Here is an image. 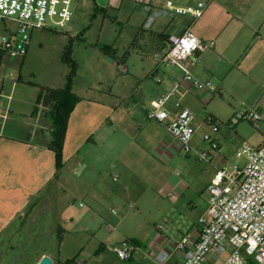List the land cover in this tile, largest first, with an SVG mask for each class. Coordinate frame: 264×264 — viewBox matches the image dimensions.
I'll return each instance as SVG.
<instances>
[{
    "label": "crops",
    "instance_id": "crops-1",
    "mask_svg": "<svg viewBox=\"0 0 264 264\" xmlns=\"http://www.w3.org/2000/svg\"><path fill=\"white\" fill-rule=\"evenodd\" d=\"M92 1L96 9L113 22L121 15L136 39H158L162 43L158 51L152 53L156 65L146 76L150 79V87L146 96H140L141 107L137 111V120L141 122L138 127L152 128L146 137L151 144L153 161L160 168L159 194L168 198L167 191L173 190L175 198L172 201L176 202L180 197L201 193L198 182L208 190L218 169L235 164L232 163L238 159L235 152L245 141L240 125H234L238 108L252 107L264 118V0H171L176 6H195L204 2L206 10L198 19L169 14L166 6L169 0ZM155 11L161 14L154 18L150 28H146V20ZM186 31H192L202 42L199 51L189 60L193 63V75L202 82H210L214 90H196L183 81L179 67L168 65L162 59L168 49L169 37ZM211 42L214 47L209 46ZM11 59L7 57L0 62V264H6L10 259V249L24 231L30 213L46 201H57L64 187L59 176L66 166L75 159L87 162L86 154L94 151L101 142L109 143L110 138L115 137L116 121H123L121 89L111 88L105 92L92 84L88 93L78 95L73 88L79 100L67 125L63 168L57 172L55 153L47 147L52 121L49 111L39 103L42 87L22 76L9 80L5 73ZM126 60L116 59V67L122 72L127 70L124 67ZM135 79L142 85L141 78ZM175 87L176 95L166 104L170 118L178 111L177 101L195 112L196 133L192 146L208 152L209 162L200 161L193 152H184L166 125L149 118L151 102ZM262 122L264 124V119ZM212 124L219 125L217 133L212 132ZM258 131L263 139L254 146L264 142V125L259 126ZM208 133L218 141V150H212L204 141V135ZM238 160L245 164L243 159ZM48 230L42 224L36 231L41 235ZM133 244L135 251L127 262L116 256L115 244L102 241L91 249L79 245L69 255L48 254L61 262L73 260L83 264H157L167 257L166 264L181 263L180 254L173 250L175 242L169 238L159 236L148 244L139 240Z\"/></svg>",
    "mask_w": 264,
    "mask_h": 264
},
{
    "label": "rangeland",
    "instance_id": "rangeland-1",
    "mask_svg": "<svg viewBox=\"0 0 264 264\" xmlns=\"http://www.w3.org/2000/svg\"><path fill=\"white\" fill-rule=\"evenodd\" d=\"M73 8L76 12L66 30L35 31L29 55L25 60L12 58L5 74L9 80L22 76L42 88H65L72 67L65 62L64 51L71 46L72 58L78 65L73 76L74 92L84 95L92 84L105 92L121 89L123 121H116L115 137L109 143L101 142L86 154L87 162L75 159L66 166L59 176L64 187L57 201H46L30 213L18 246L6 264H29L30 255L27 256L23 245L34 235L30 243L32 253L42 249L57 255H69L79 245L91 249L99 241L115 246L135 240L148 244L161 236L176 242L208 207L209 192L199 182L197 188L201 193L180 197L176 202L159 194L160 168L153 161L146 137L152 128L138 127L140 96L147 95L150 79L146 76L156 65L152 53L162 43L158 39H136L121 15L113 22L96 9L92 0H74ZM109 15L112 17L113 13ZM71 36L78 38L71 41ZM117 58L127 59L126 71L116 67ZM135 77L143 80L142 85ZM236 124L249 144L262 141L258 127L263 122L257 127L234 120ZM232 163L235 164L226 165H243L238 159ZM114 177L119 179L115 181ZM42 224L51 231L38 234L36 230Z\"/></svg>",
    "mask_w": 264,
    "mask_h": 264
},
{
    "label": "built area",
    "instance_id": "built-area-1",
    "mask_svg": "<svg viewBox=\"0 0 264 264\" xmlns=\"http://www.w3.org/2000/svg\"><path fill=\"white\" fill-rule=\"evenodd\" d=\"M73 6L74 0H0V62L7 57L25 58L32 34L37 30H66L73 20ZM166 6L171 15H188L193 19L202 17L207 7L204 2L195 6H176L171 0ZM160 14L155 11L150 15L146 28H150ZM201 45V40L192 31L170 36L162 59L168 65L179 67L183 81L196 90H214L210 82L198 80L192 72L193 63L189 60ZM214 45V42L209 44L210 47ZM176 89L151 102L149 118L166 125L184 152H193L200 161L209 162L208 152L192 146L196 133L195 112L177 101L178 111L174 118H170L166 104L176 95ZM235 119L257 127L264 118L259 110L243 107L235 114ZM211 129L217 133L219 125L212 124ZM204 141L212 150L219 149V143L211 133L204 135ZM235 156L243 159L245 164L217 170L208 186L207 210L175 242L173 250L180 254V264H264V142L254 146L243 141ZM166 195L175 198L173 190L167 191ZM112 212L116 213L114 209ZM113 251L121 261L127 262L133 257L135 245L128 242L117 244ZM167 260L168 257L157 264H166Z\"/></svg>",
    "mask_w": 264,
    "mask_h": 264
},
{
    "label": "trees",
    "instance_id": "trees-1",
    "mask_svg": "<svg viewBox=\"0 0 264 264\" xmlns=\"http://www.w3.org/2000/svg\"><path fill=\"white\" fill-rule=\"evenodd\" d=\"M78 37L74 38L77 39ZM74 39L70 38L71 41ZM72 47L67 46L64 51V60L67 64L72 67V74L68 78V83L65 88L53 89L49 87L41 88V95L39 103H41L47 111H49V117L52 121V131L51 138L47 143V147L55 153L57 172L63 168V146L66 137L67 125L74 107L79 100L73 93V76L76 75L78 65L74 62L72 58ZM22 233V232H21ZM10 234V233H5ZM35 236V235H34ZM32 236L27 242L24 243L23 248L28 253L27 256L30 257L29 264H37L41 257L47 253L46 250L35 251L31 250L30 243L32 241ZM14 247L10 246V258L14 254L15 247L18 246V242L14 241ZM28 257V258H29ZM56 264L61 262L55 260ZM63 264H76L73 260H66L61 262Z\"/></svg>",
    "mask_w": 264,
    "mask_h": 264
},
{
    "label": "water",
    "instance_id": "water-1",
    "mask_svg": "<svg viewBox=\"0 0 264 264\" xmlns=\"http://www.w3.org/2000/svg\"><path fill=\"white\" fill-rule=\"evenodd\" d=\"M37 264H56L55 258L50 254L46 253L42 256Z\"/></svg>",
    "mask_w": 264,
    "mask_h": 264
}]
</instances>
